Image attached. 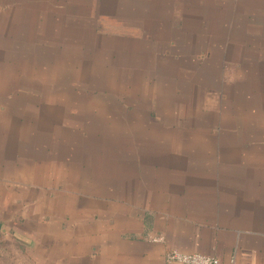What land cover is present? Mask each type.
I'll use <instances>...</instances> for the list:
<instances>
[{
  "label": "crops",
  "instance_id": "crops-1",
  "mask_svg": "<svg viewBox=\"0 0 264 264\" xmlns=\"http://www.w3.org/2000/svg\"><path fill=\"white\" fill-rule=\"evenodd\" d=\"M0 3V264H264V0Z\"/></svg>",
  "mask_w": 264,
  "mask_h": 264
},
{
  "label": "built area",
  "instance_id": "built-area-1",
  "mask_svg": "<svg viewBox=\"0 0 264 264\" xmlns=\"http://www.w3.org/2000/svg\"><path fill=\"white\" fill-rule=\"evenodd\" d=\"M154 241L162 240L161 236H156ZM167 259L178 264H223L216 256L202 253H183L176 249L168 252Z\"/></svg>",
  "mask_w": 264,
  "mask_h": 264
},
{
  "label": "rangeland",
  "instance_id": "rangeland-1",
  "mask_svg": "<svg viewBox=\"0 0 264 264\" xmlns=\"http://www.w3.org/2000/svg\"><path fill=\"white\" fill-rule=\"evenodd\" d=\"M0 1H3V0H0ZM0 4H2V3H0ZM5 6H6V5H5ZM5 6H4V7H5Z\"/></svg>",
  "mask_w": 264,
  "mask_h": 264
}]
</instances>
